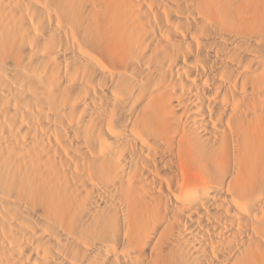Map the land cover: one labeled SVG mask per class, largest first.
<instances>
[{
  "label": "bare ground",
  "instance_id": "1",
  "mask_svg": "<svg viewBox=\"0 0 264 264\" xmlns=\"http://www.w3.org/2000/svg\"><path fill=\"white\" fill-rule=\"evenodd\" d=\"M0 264H264V0H0Z\"/></svg>",
  "mask_w": 264,
  "mask_h": 264
}]
</instances>
